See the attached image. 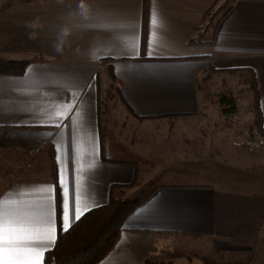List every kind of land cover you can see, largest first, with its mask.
Listing matches in <instances>:
<instances>
[{"label":"crops","instance_id":"crops-1","mask_svg":"<svg viewBox=\"0 0 264 264\" xmlns=\"http://www.w3.org/2000/svg\"><path fill=\"white\" fill-rule=\"evenodd\" d=\"M6 2L0 58L28 63L19 75L0 74V200L34 235L51 230L54 243L62 232L57 191L47 187L56 182L57 152L65 187L70 156L83 211L105 204L112 184L134 181L112 190L133 195L140 157L175 160L167 144H160L162 155H146L147 138L133 153L132 136L162 124L181 135L176 121L203 116L220 78L248 88L264 127V0H0ZM197 145L204 148V140ZM207 169L197 166L190 181L154 185L97 264H253L264 250V195L198 179L212 176ZM49 196L51 225L42 222ZM53 243L30 245L39 264Z\"/></svg>","mask_w":264,"mask_h":264},{"label":"rangeland","instance_id":"rangeland-1","mask_svg":"<svg viewBox=\"0 0 264 264\" xmlns=\"http://www.w3.org/2000/svg\"><path fill=\"white\" fill-rule=\"evenodd\" d=\"M8 3L11 2L0 4V8ZM219 4L215 6V9L218 8ZM228 82L229 84L220 78L217 85L212 84L211 89L214 94L219 92V94L233 96L236 111L223 112L216 95L205 105L207 111L205 109L203 116L199 118L181 117L179 121H176L183 127L181 132H176L177 134L181 133V135H176L174 132L165 129L162 124L155 127L154 130H148V134L141 131L139 138L138 134L132 136L130 150L133 153H136L138 148L142 151L141 145L147 138L149 139V146L145 152L146 155L152 154L154 157L162 155L159 154L160 144L163 146L167 144L166 148L174 152L173 155L176 159L164 164L153 163L148 156L136 160L140 185L133 195H126L124 199L144 195L154 185L163 181H190L188 176H191V171L196 172L197 166H204L205 172L208 168L207 170L212 175L201 173L202 175L198 179L212 181L218 187L228 190L264 195V147L255 146L258 139L263 138L264 135L257 134V129L253 124V100L250 103L248 88H241L242 83H239L238 78L236 82L234 80ZM249 103L251 110L248 113ZM205 126L209 129H205ZM201 139L205 143L202 149L200 145H197ZM137 145L138 148H134ZM196 159L197 162L194 161ZM260 239L258 245L260 243L263 245L264 235ZM258 253L253 264H263L264 262V250ZM231 259H242V256H234Z\"/></svg>","mask_w":264,"mask_h":264},{"label":"trees","instance_id":"trees-1","mask_svg":"<svg viewBox=\"0 0 264 264\" xmlns=\"http://www.w3.org/2000/svg\"><path fill=\"white\" fill-rule=\"evenodd\" d=\"M28 60H9L0 58V74L19 75L23 72ZM253 88V83H250ZM222 111L225 113L236 111L233 96L218 95ZM253 124L258 132L264 135V127L260 126L258 109L255 101L252 104ZM130 184H112L105 204L85 212L79 220H75L72 227L61 232L55 239L52 247L44 253L45 264H97L113 247L121 229L124 218L149 193L124 199L114 196V188L130 186ZM146 264H172L161 260H147ZM207 264H244L241 262L218 263L208 259Z\"/></svg>","mask_w":264,"mask_h":264},{"label":"snow or ice","instance_id":"snow-or-ice-1","mask_svg":"<svg viewBox=\"0 0 264 264\" xmlns=\"http://www.w3.org/2000/svg\"><path fill=\"white\" fill-rule=\"evenodd\" d=\"M151 55V52L148 53ZM57 176L54 185H47L50 192L57 191L56 200L59 208L58 222L60 231L66 232L72 227L74 220H79L84 212L90 211L84 208L83 211L77 206V197L73 181V170L70 156L66 159L68 167V182L65 187L64 175L59 168L60 156L57 152ZM42 222L51 225L53 222V197L49 196L48 211L42 217ZM48 233L35 234L29 227V221L17 210L5 208L3 200H0V264H39L35 249L30 245H37L43 242L53 243Z\"/></svg>","mask_w":264,"mask_h":264},{"label":"built area","instance_id":"built-area-1","mask_svg":"<svg viewBox=\"0 0 264 264\" xmlns=\"http://www.w3.org/2000/svg\"><path fill=\"white\" fill-rule=\"evenodd\" d=\"M255 146L264 147V137L263 138H259L258 141H257V144Z\"/></svg>","mask_w":264,"mask_h":264}]
</instances>
